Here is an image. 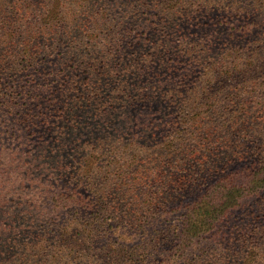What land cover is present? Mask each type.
Masks as SVG:
<instances>
[{"label":"trees","instance_id":"trees-1","mask_svg":"<svg viewBox=\"0 0 264 264\" xmlns=\"http://www.w3.org/2000/svg\"><path fill=\"white\" fill-rule=\"evenodd\" d=\"M263 102L264 0H0V264H264Z\"/></svg>","mask_w":264,"mask_h":264},{"label":"rangeland","instance_id":"rangeland-1","mask_svg":"<svg viewBox=\"0 0 264 264\" xmlns=\"http://www.w3.org/2000/svg\"><path fill=\"white\" fill-rule=\"evenodd\" d=\"M204 14V13H202ZM221 14H224V12H220L217 10H213L212 11V16L213 17H217V16H221ZM243 20L241 17H230L229 20L224 21V23H222L220 26L218 27H214L212 25H210V27L204 28L202 27L204 30L206 29L207 32H211L213 33V36H215L216 40L220 43V42H228L230 44H236V45H240V46H250L251 42H253L257 37H258V32L254 31V33H250L251 30H247L246 27H241L240 25L242 24ZM251 29V27H250ZM250 33V34H249ZM61 83V82H59ZM252 107V110H254V107L257 106L259 107V109H261L264 113V102L261 104H252L250 105ZM175 108H172V113L175 114ZM146 114H144L141 119L139 120L138 124V132H140L141 135H143L146 139L152 135L155 136V140L158 141V132H160V130H158V121L155 120L153 114L155 111H149L150 114L148 113V110L145 111ZM146 115V117H144ZM153 122V123H152ZM149 124H153L152 127H149ZM161 136V134L159 135ZM136 153L142 155V157L146 160H148L149 155L144 153L143 151H137ZM143 166H146V164H143ZM63 184V183H62ZM25 191L22 192L23 193V198L25 201V204L31 203L29 200V195L31 188L29 187V184L26 183L25 186ZM28 195V196H27ZM33 197V196H32ZM261 197H264V193ZM261 199V200H259ZM256 199L253 202V206L254 208L251 209V207H244L240 210H238L236 212V214L234 215V217L232 218L231 222H229V228L234 227V229L232 230V234L233 235H229L228 238H233L234 242L233 243H237V239H238V235L241 234L240 230L243 229H247L245 231L248 232L249 230H252V228H249L251 225H261L262 223H264V198H259ZM259 200V201H257ZM40 202V201H39ZM41 203V202H40ZM28 205H24V208H27ZM180 215L181 213H178L174 216L171 217V220L169 222H165L163 224V227L166 226H171L172 224L175 225H179L180 223ZM162 225L158 224V222H156V224L149 229V232L153 229L156 228H162ZM220 227H222V224H220ZM229 230V229H228ZM227 230V231H228ZM247 238H249L247 236ZM135 240L137 243H140V238L139 236L135 237ZM107 238L104 237V239H100L97 240V244L98 245H103L106 244Z\"/></svg>","mask_w":264,"mask_h":264}]
</instances>
